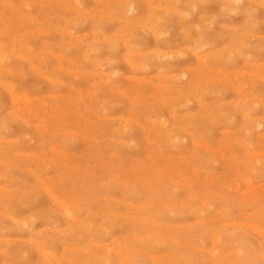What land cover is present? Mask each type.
Returning <instances> with one entry per match:
<instances>
[{
    "label": "rangeland",
    "instance_id": "1",
    "mask_svg": "<svg viewBox=\"0 0 264 264\" xmlns=\"http://www.w3.org/2000/svg\"><path fill=\"white\" fill-rule=\"evenodd\" d=\"M263 69L264 0H0V264H264Z\"/></svg>",
    "mask_w": 264,
    "mask_h": 264
},
{
    "label": "bare ground",
    "instance_id": "2",
    "mask_svg": "<svg viewBox=\"0 0 264 264\" xmlns=\"http://www.w3.org/2000/svg\"><path fill=\"white\" fill-rule=\"evenodd\" d=\"M232 1V0H231ZM106 2V1H105ZM69 3H71V2H69ZM73 5V4H72ZM113 5V4H112ZM166 7V6H165ZM69 8V7H68ZM110 8H112V7H110ZM130 8H132V7H130ZM252 8V7H251ZM105 11V10H104ZM128 12V11H127ZM109 16V15H108ZM228 18V17H227ZM216 20V19H215ZM79 22V21H78ZM68 29V28H67ZM65 30V29H64ZM244 34V33H243ZM100 35H101V33H100ZM155 35V34H154ZM197 37V36H196ZM83 38H84V36H83ZM193 38V37H192ZM243 40V39H242ZM245 41V40H244ZM241 47V46H240ZM112 48V47H111ZM128 48V47H127ZM93 52V51H92ZM159 52V51H158ZM156 53V52H155ZM146 55V54H145ZM223 56V55H222ZM92 59V58H91ZM145 59V58H144ZM97 61V60H96ZM246 62H248V61H246ZM141 65V64H140ZM257 66V65H256ZM139 68V67H138ZM209 68V67H208ZM264 70V69H263ZM228 72V71H227ZM238 75V74H237ZM236 76V75H235ZM170 78H171V76H170ZM212 79V78H211ZM164 81V80H163ZM209 84V83H208ZM242 85V84H241ZM166 88V87H165ZM243 92V91H242ZM250 100V99H249ZM254 102H256V101H254ZM261 102V101H260ZM258 103V102H257ZM174 106V105H173ZM129 122V121H128ZM261 126V125H260ZM262 156V155H261ZM235 161V160H234ZM258 232V231H257ZM67 252V251H66ZM22 256V255H21Z\"/></svg>",
    "mask_w": 264,
    "mask_h": 264
}]
</instances>
